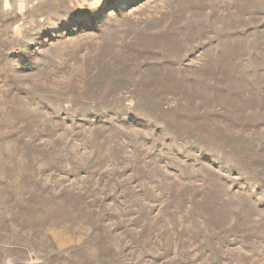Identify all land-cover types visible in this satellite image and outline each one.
<instances>
[{
	"label": "rangeland",
	"instance_id": "1",
	"mask_svg": "<svg viewBox=\"0 0 264 264\" xmlns=\"http://www.w3.org/2000/svg\"><path fill=\"white\" fill-rule=\"evenodd\" d=\"M0 264H264V0H0Z\"/></svg>",
	"mask_w": 264,
	"mask_h": 264
},
{
	"label": "clouds",
	"instance_id": "2",
	"mask_svg": "<svg viewBox=\"0 0 264 264\" xmlns=\"http://www.w3.org/2000/svg\"><path fill=\"white\" fill-rule=\"evenodd\" d=\"M5 7H7V4L5 3Z\"/></svg>",
	"mask_w": 264,
	"mask_h": 264
}]
</instances>
